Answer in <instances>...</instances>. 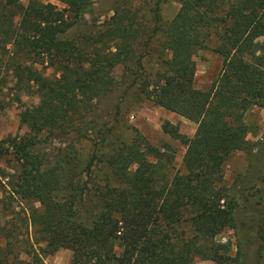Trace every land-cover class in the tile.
<instances>
[{
  "label": "trees",
  "instance_id": "obj_1",
  "mask_svg": "<svg viewBox=\"0 0 264 264\" xmlns=\"http://www.w3.org/2000/svg\"><path fill=\"white\" fill-rule=\"evenodd\" d=\"M21 1L0 0V88L13 82L40 101L21 116L23 135L0 140V156L16 167L0 169L8 187L0 215L16 214L18 198L32 232L20 236L12 219L0 223V264H46L61 248L72 250L71 264H244L216 237L224 229L244 235L248 214L264 264V175L256 205L224 173L233 153H254L248 136L257 131L246 113L264 106V0H178L169 22V0H27L15 29ZM97 3L112 14L88 20ZM211 43L223 66L203 90L195 56ZM148 60L158 67L155 82ZM130 92L198 124L184 172L171 175L168 149L139 131L128 142L111 124L110 107L118 115ZM163 127L177 132L169 121ZM73 132L94 144L84 170Z\"/></svg>",
  "mask_w": 264,
  "mask_h": 264
},
{
  "label": "rangeland",
  "instance_id": "obj_2",
  "mask_svg": "<svg viewBox=\"0 0 264 264\" xmlns=\"http://www.w3.org/2000/svg\"><path fill=\"white\" fill-rule=\"evenodd\" d=\"M52 2L63 7L57 0H43ZM27 4V0L21 1V6L18 15L14 18L13 27L17 28V22ZM181 4L178 0H169L162 6V14L164 19L169 22L178 13ZM104 7L97 3L94 13L87 16L88 20L99 18L104 20L112 13H104ZM149 12H146V19H149L147 25H151ZM214 43L208 49H200L196 56V79L195 85L199 89L207 90L211 87L213 81L218 77L222 66L223 58L213 49ZM148 68L150 79L152 82L159 80L158 67L154 62L148 60ZM45 75L54 77L55 71L50 67L39 65ZM118 79H122L124 72L121 67L115 71ZM40 98L33 92L19 91L13 82L9 86L0 88V140L9 137L23 135L27 127L21 125L20 119L24 113L34 110L38 105ZM118 100H116L117 102ZM111 102V101H110ZM109 103L108 105H110ZM113 105V104H112ZM100 109L104 108V104L99 105ZM112 116L110 117L111 124L115 123L117 131L124 139L131 142L137 131L144 135L151 143L160 148H165L174 153V163L171 175L176 171L184 172L183 157L187 148V141L193 138L196 134L198 124L189 120L176 112L167 110L153 101L143 98L140 99L135 92H130L122 102L121 112L114 116L115 107H110ZM107 119H109L107 117ZM246 120L251 125L253 131L250 133L249 139L254 143L253 154H248L244 151L233 153L224 164L225 179L228 186H237L243 190V195L249 199L248 202L253 204L262 203L261 194L258 191L260 188V179L264 175V106H254L246 113ZM169 121L177 127L175 134H170L165 131L164 124ZM92 133V130L89 132ZM71 137L76 139L74 145L78 151L79 169L84 170L91 160L94 144L91 139L82 137L78 139L76 132L71 133ZM54 146H60L61 142L56 141ZM65 145V144H63ZM11 157L0 156V169L14 172L16 168ZM105 171V170H104ZM7 178L0 171V199L5 195L8 187L5 186ZM5 186V187H4ZM12 207H15L17 213L7 217V220L12 219L10 224L14 223L17 227L16 232L20 236L32 232V227L27 226L25 216L28 215V209L25 203L19 202L18 198L11 199ZM39 206V203H35ZM13 217V218H12ZM247 226L244 228V235L238 234L234 229H224L216 237L218 243L226 244L229 248V254L242 261L244 264H261L257 259L256 249L257 241L254 236L253 223L255 217L248 216L245 218ZM1 218L0 223L7 221ZM73 252L67 248H61L56 252L44 256L46 264H71ZM194 264H217L213 260H205L196 258Z\"/></svg>",
  "mask_w": 264,
  "mask_h": 264
}]
</instances>
